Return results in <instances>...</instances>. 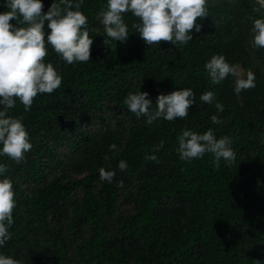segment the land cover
Instances as JSON below:
<instances>
[{
  "label": "trees",
  "instance_id": "1",
  "mask_svg": "<svg viewBox=\"0 0 264 264\" xmlns=\"http://www.w3.org/2000/svg\"><path fill=\"white\" fill-rule=\"evenodd\" d=\"M52 2L42 0V12ZM106 3L81 4L90 60L67 64L50 47L44 59L62 76L60 87L37 94L30 111L18 99L8 110L22 118L32 148L20 163L0 156L16 200L0 252L20 264H264V48L253 47L251 31L264 8L258 0H208L191 41L149 46L130 12L126 40L104 44L110 38L96 14ZM214 54L253 71L256 87L237 94L231 75L212 85L204 64ZM185 87L195 104L184 118L149 124L124 104L139 89L155 104L158 94ZM206 90L223 111L200 100ZM185 128L230 137L235 161L215 167L211 153L181 160L175 149ZM101 167L115 170L112 182L100 179Z\"/></svg>",
  "mask_w": 264,
  "mask_h": 264
},
{
  "label": "clouds",
  "instance_id": "2",
  "mask_svg": "<svg viewBox=\"0 0 264 264\" xmlns=\"http://www.w3.org/2000/svg\"><path fill=\"white\" fill-rule=\"evenodd\" d=\"M264 8V0H258ZM83 0H53L46 12H42V0H4L0 7V156L7 155L16 163L25 159V154L32 148L29 133L22 118L8 114L16 105L17 99L25 111H30L33 98L40 93H52L59 88L62 76L51 62H46L49 48L57 53L67 64L87 62L90 60L92 37L88 31V18L80 10ZM208 0H107L96 18L103 25L104 33L111 41L124 42L129 35L128 24L124 14L131 13L139 19L133 23L143 41L151 46L159 41H168L172 45H184L192 40V31L199 32L201 24L197 18L208 16ZM17 20L22 27L10 23ZM45 26L47 31H45ZM251 31L254 48H264V16L253 21ZM212 85L219 84L229 75L235 77V93L256 87V74L242 70L229 63L224 55L214 54L204 64ZM205 103H215L218 111L223 105L216 101L215 93L206 90L200 95ZM124 104L137 118L145 117L151 124L163 118L173 121L189 114V107L195 104L191 88H181L168 94H158L153 104L148 92L140 89L129 92ZM214 124L221 120L217 115L210 117ZM178 147L175 151L185 161L199 159L205 153H211L212 163L220 167L235 161L236 153L232 139L228 136L217 138L212 128L199 133L183 129L177 137ZM163 145L157 146V149ZM110 148L118 150L117 145ZM146 159L158 162L155 154ZM117 167H128L125 160L118 161ZM102 181L112 182L115 170L99 168ZM7 166L0 163V248L10 239V226L13 224V209L16 205L12 180L5 175ZM0 264H20L10 255L0 252ZM256 264H261L256 261Z\"/></svg>",
  "mask_w": 264,
  "mask_h": 264
},
{
  "label": "rangeland",
  "instance_id": "3",
  "mask_svg": "<svg viewBox=\"0 0 264 264\" xmlns=\"http://www.w3.org/2000/svg\"><path fill=\"white\" fill-rule=\"evenodd\" d=\"M239 68H241L242 70H244L240 65H237Z\"/></svg>",
  "mask_w": 264,
  "mask_h": 264
}]
</instances>
